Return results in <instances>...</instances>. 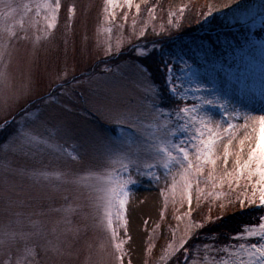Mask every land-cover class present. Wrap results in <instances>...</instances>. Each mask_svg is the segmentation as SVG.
<instances>
[{"label": "rangeland", "instance_id": "374dc122", "mask_svg": "<svg viewBox=\"0 0 264 264\" xmlns=\"http://www.w3.org/2000/svg\"><path fill=\"white\" fill-rule=\"evenodd\" d=\"M147 1L133 0L129 8L119 0V6L112 9L105 0H60L55 29L45 32L44 21L35 16V9L24 17L27 39H23L25 33L16 23L23 15L22 7L7 21L16 24L17 38L0 63V72H7L10 83L0 92V130L8 125L11 129L0 144V240L5 230L30 231V221L37 222L39 234L27 242L36 246L35 264H168L183 250L172 249L192 235L186 233V227L194 221L192 212L197 202L244 200L258 179L253 177L249 182L242 178L237 187L235 181L229 185L225 178L222 186L217 180L213 187L205 180L211 171L208 166L200 184H193L189 207L176 168L171 175L162 167L151 169V174L133 170L136 182L128 185L126 211L122 218L113 214L115 238L102 222L103 210L93 199L96 193L90 197L87 186L95 184V178H81L105 167L109 150L140 145L150 133L146 126L153 121V104L159 106V95L138 57L162 42L146 41L148 29L158 33L180 21V13L172 19V13L144 10L141 6ZM186 1L174 3L181 9ZM35 2L11 0L14 6ZM209 10L225 11L231 22L247 21L253 26L264 19V15L254 18L264 10V0H210ZM37 19L38 25H29ZM3 35L6 38L7 34ZM247 48L250 58L244 59L245 63L237 61L241 70L236 64L223 68L217 59L206 61L201 53L193 52V57L204 61H183L177 81L183 86L177 87L180 93L193 103H199L196 96L219 94L241 111L264 114V40H255ZM123 50L128 52L123 55ZM197 85L214 88L215 93H197ZM210 111L217 120L222 118L220 109ZM167 119L160 117L161 122ZM232 122L244 123L243 119ZM246 134L251 140L245 139ZM255 136L250 130L246 133L243 127L237 128L225 166V134L215 149L219 157L215 176L234 171L239 141L245 139L241 157L246 159ZM112 167L127 178L119 164ZM41 173L49 175L46 178ZM55 173L62 175L57 179ZM172 176L176 178L175 191ZM117 243L121 244L119 251ZM17 249H24L23 241L11 246L0 243V264L6 258L26 255ZM201 249L186 264H212L228 255H216L215 248Z\"/></svg>", "mask_w": 264, "mask_h": 264}, {"label": "snow or ice", "instance_id": "6c2138e0", "mask_svg": "<svg viewBox=\"0 0 264 264\" xmlns=\"http://www.w3.org/2000/svg\"><path fill=\"white\" fill-rule=\"evenodd\" d=\"M106 5L115 9L119 6V0H105ZM124 3L131 8L133 0H124ZM23 8V15L16 23L19 24L21 31L25 33L23 39H27V31L25 28V19L29 13L35 9V16L42 17L45 25V32L48 29H55L58 20V11L61 7L60 0H36L33 3L14 6L11 0H0V63L3 62L8 47L12 40L17 38L16 24H9L7 21L14 18V14ZM139 12V5H136ZM70 11L74 12V9ZM108 11V8L105 9ZM183 11V9H181ZM49 13L51 15H49ZM211 15V12H209ZM114 17V12H113ZM126 19V17H125ZM39 24V19L29 21L30 26ZM3 34H7L6 38ZM39 41L40 37L36 38ZM110 51V49H109ZM171 73L172 69H167ZM169 91L172 92L177 99L183 101L185 96L180 94L175 84V78L168 77ZM10 87L7 72H0V92H4ZM181 87H183L181 85ZM195 92L208 91L215 93V89L203 88L197 85ZM19 99V97H17ZM195 100L199 103L185 104L183 107H177L172 112H163L160 106L153 104V121L146 127L151 129L150 133L144 137L142 143L137 146L131 144L123 148L109 150L105 155V167L99 172H90L87 177L81 179L88 180L95 178L96 183L87 185L90 187V197L92 193H96L93 199L96 206L103 210V220L107 227L112 231V237H116L113 225V214L122 218V212L126 211V204L129 196L128 185L135 183L132 178V171L138 174H151V169L163 168L165 173L171 175L173 168L177 169V174L182 182L184 195L187 198L189 207H191L192 196L191 190L193 184L199 185L200 177L204 176L205 168L211 166V171L205 177L206 181H211L212 186L216 187V181L219 180L222 186L225 178L229 185L236 182L239 187V180L246 178L249 182L253 177L258 179L251 184L252 191L250 195L245 194L244 200H240L241 207H244L245 200L249 205H255L260 209H264V114L253 115L248 111H241L231 101L222 99L219 94L209 96H196ZM212 108L221 110L222 118L217 120L210 111ZM167 116L168 119L161 122L160 117ZM174 117V120H173ZM243 119V125L234 124L233 120ZM171 121V122H170ZM227 125L226 127L224 125ZM243 127L255 133V144L249 148L247 158L242 159L241 154L244 152L245 139L251 140V135L246 134L245 139H241L240 151L236 153L235 170L225 172L224 177L215 176V166L218 156H216V145L218 142L227 138V145L224 150L223 163L228 164V157L231 155L229 146L232 144L236 135V129ZM119 164L125 172L127 178L118 175V169L112 167ZM47 176L48 173H41ZM57 179L61 177V173L54 174ZM157 181L159 176H155ZM173 190L175 191L177 184L175 176H172ZM203 191V190H201ZM190 215V211H189ZM259 223L244 226L233 239L245 241L246 238H256L255 242H241L235 245H227L218 252L227 253V257H221L218 261L213 260L212 264H264V216L258 217ZM126 224V220H125ZM30 231L23 229L16 231L5 230L3 232V240L0 243L9 246L24 242V249H17L18 252H25L26 255L14 259L6 258L3 264H35V245L29 246L28 240L39 234L40 226L35 221H30ZM203 224H197L195 221L190 222L186 227V233L192 234L195 229L203 228ZM188 242L187 238L182 239L173 252L184 248ZM172 247L171 245L169 246ZM208 250V245L204 246ZM115 248L119 251L121 244H115ZM230 249H234L231 250ZM32 257V259H29ZM123 259V257H119Z\"/></svg>", "mask_w": 264, "mask_h": 264}, {"label": "trees", "instance_id": "16d2710c", "mask_svg": "<svg viewBox=\"0 0 264 264\" xmlns=\"http://www.w3.org/2000/svg\"><path fill=\"white\" fill-rule=\"evenodd\" d=\"M209 5L210 0H187L181 11L174 0H148L141 6L144 10L154 9L172 13V19L180 13V21L177 19L175 23L169 24L167 30L158 33L150 29L146 31L148 35L146 41L158 42L160 39L162 42L159 47H154L149 53L138 57L157 86L159 106L170 112L178 106L193 103L186 96L185 100L181 101L169 91V75L175 78L176 86L181 87L177 81L180 82L184 60L187 61L188 58L200 64L204 59L206 61L217 59V64L221 67L232 68V65H237V61L245 63L244 59L250 58L247 46L255 40H264V19L260 24L253 26L246 23L247 21L231 22L225 11L211 12L209 15ZM263 13L264 10L254 18ZM125 52L128 51L123 50V55ZM193 52L201 53L204 59L200 57L198 60L193 57ZM236 67L241 70L240 62ZM169 68L172 69L171 73L167 70ZM10 132L9 125L0 130V144L7 140ZM240 200L241 197L232 198L227 203L197 202L192 219L204 227L195 229L183 250L176 253L168 264H186L196 252L205 248V245L211 249H222L227 245L241 242H255L254 237L246 238L245 241L233 239L244 226L258 224V217L264 216V209L249 205L247 200L244 207H241ZM214 253L224 254L217 250Z\"/></svg>", "mask_w": 264, "mask_h": 264}]
</instances>
